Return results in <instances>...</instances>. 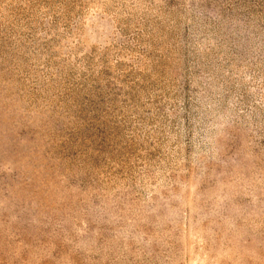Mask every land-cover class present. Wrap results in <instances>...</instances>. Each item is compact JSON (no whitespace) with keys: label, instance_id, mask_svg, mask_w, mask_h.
<instances>
[{"label":"rangeland","instance_id":"374dc122","mask_svg":"<svg viewBox=\"0 0 264 264\" xmlns=\"http://www.w3.org/2000/svg\"><path fill=\"white\" fill-rule=\"evenodd\" d=\"M0 264H264V0H0Z\"/></svg>","mask_w":264,"mask_h":264}]
</instances>
